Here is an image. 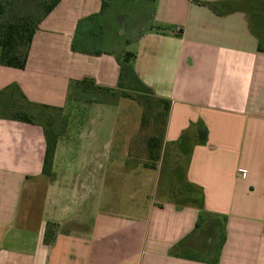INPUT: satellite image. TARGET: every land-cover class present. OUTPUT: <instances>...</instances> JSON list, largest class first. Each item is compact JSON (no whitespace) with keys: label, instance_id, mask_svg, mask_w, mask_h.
<instances>
[{"label":"crops","instance_id":"0c3cea01","mask_svg":"<svg viewBox=\"0 0 264 264\" xmlns=\"http://www.w3.org/2000/svg\"><path fill=\"white\" fill-rule=\"evenodd\" d=\"M127 46L169 103L143 167L163 198L143 214L102 208L104 183L136 170L133 135L81 140V175L59 143L49 180L44 127L0 116V264H264V0H60L25 69L0 65V93L62 109L87 80L117 90Z\"/></svg>","mask_w":264,"mask_h":264},{"label":"rangeland","instance_id":"374dc122","mask_svg":"<svg viewBox=\"0 0 264 264\" xmlns=\"http://www.w3.org/2000/svg\"><path fill=\"white\" fill-rule=\"evenodd\" d=\"M1 1L4 6V14L0 15V24L5 21L17 22L28 17L31 24L35 25L45 12L44 5L53 0ZM133 49L132 46H127L125 52ZM125 94H128L129 97H125ZM164 109L162 103L153 99L132 78H127L117 90L110 92L83 85L79 88V93L71 94L67 105L59 110L42 109L34 111V108H28V110L34 112L33 115H37L36 119L45 126L51 143L56 144V150L59 143L63 145L71 142L72 148L69 150L73 153H70L68 157L71 159H73V156L76 157V165L73 167V172H76V174H82L79 170L80 149L78 147L81 140H87L88 136L91 138L97 136L100 144L109 138V131L112 129V131L115 130V135L112 133L114 137H111L110 140L114 143L119 142L117 146H120L121 143L117 141V136L121 140L124 136L129 138L133 135L136 170L127 172L130 176H127V173L125 175L115 174L109 179L110 177L106 173L107 168H104V175L107 174L109 181L104 183L102 208L105 211H121L124 214L131 212L134 207L137 210H133L134 214H143L139 210L145 207L144 204L147 205L163 198L160 192L157 194L155 187H150L147 181V173L150 172L143 169V167L144 163L151 162L147 161L148 150L145 146L148 138L160 136L164 130L166 118L165 114L163 115ZM137 146L140 147L137 148ZM65 152L66 149L62 148L60 162L57 167L59 171L60 169L62 171L65 166L63 164V159L66 157ZM89 167L92 170H99L100 166L93 162L89 164ZM126 167L124 166L121 170L125 171ZM58 174L54 173V160L52 166L46 169V172L43 170V175L49 180L57 178ZM113 201L118 203H113Z\"/></svg>","mask_w":264,"mask_h":264},{"label":"trees","instance_id":"16d2710c","mask_svg":"<svg viewBox=\"0 0 264 264\" xmlns=\"http://www.w3.org/2000/svg\"><path fill=\"white\" fill-rule=\"evenodd\" d=\"M60 2V0H53L48 4H45V12L43 16L38 20V22L33 25L30 22V18H23L19 21H5L3 24H0V65L5 67H11L23 70L26 67L27 60L29 57V52L31 48V44L33 41V38L35 36V33L38 29L39 23L42 21L44 17H46ZM107 3L104 2L103 9L106 7ZM226 5L234 6V2H227ZM4 6L2 1L0 0V15L4 14ZM136 58V53L126 51L123 52L119 57V63L121 67L120 71V78H119V87L123 84V82L127 78L134 79L138 85H140L151 97L160 103H162L165 107L163 115L165 114L166 118L169 112V103L166 100L155 98L153 95V92L150 88L145 86L135 75L133 62ZM93 86L97 88L98 90L110 92L114 91L107 88H101L98 86H95L94 82L91 80H87L83 82L82 86ZM15 87L9 89V91H3L0 93V100L5 102V106H2L0 108V116L3 117H10L12 119H16L22 122L26 123H40L45 130V137L47 142V149L45 154V161H44V172H46V169L50 168L52 166L54 155L56 151V144L51 143L49 139V135L47 133V130L45 129V126L36 119L37 115H33L34 112H31L28 110V108L36 110H42V109H50V110H59V109H52L49 107H37V106H31L30 103L26 100L25 96H23L20 93L16 94V91L14 89ZM3 96V98H2ZM125 97H129L128 94H125ZM166 118H165V124H166ZM165 129V125H164ZM163 134L160 136H151L147 140V148H148V159L152 163H155L160 158V150H161V144L163 141ZM151 166L154 168L156 167L155 164H151Z\"/></svg>","mask_w":264,"mask_h":264}]
</instances>
